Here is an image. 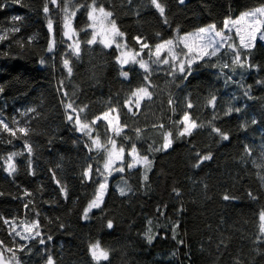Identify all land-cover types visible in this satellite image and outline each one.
Segmentation results:
<instances>
[{
  "label": "trees",
  "instance_id": "trees-1",
  "mask_svg": "<svg viewBox=\"0 0 264 264\" xmlns=\"http://www.w3.org/2000/svg\"><path fill=\"white\" fill-rule=\"evenodd\" d=\"M157 3L163 13L151 0H56L55 5L49 0H3L0 36L6 32L7 38L0 41V114L17 131L12 136L0 126V240L15 250L19 264H46L49 255L55 264H264V83H258L264 82V42L257 39L251 50L249 63L255 66L251 69L221 71L225 62L231 64V54L221 49L216 57L194 63L187 79L171 75V64H153L149 56L161 41L207 24L219 30L226 18L264 5V0ZM93 4L111 13L126 48L141 51L136 37L148 44L142 52L150 60L147 81L138 64H120L115 45L87 43L92 38L87 25ZM65 8L75 13L79 55L72 54L62 34ZM16 16L21 19L13 20ZM14 27L19 32L13 33ZM65 59L70 75L62 63ZM122 72L128 73L127 78ZM60 81L66 97L57 91ZM142 87L151 99L140 100L137 108L130 100ZM126 101L132 105L131 113ZM69 102L78 110L87 105L80 119L90 125L114 108L123 129L117 136L103 120L91 129L102 145L114 139L117 147L124 148L126 159L123 173L108 176L103 202L88 212L87 220L82 218L84 210L94 199L98 182H103L97 170L103 172L104 154L90 152L88 138L66 119ZM185 112L198 127L190 136L180 137ZM21 127L28 129L27 136L18 131ZM212 128H219L228 139L222 140ZM168 132L171 147L154 151ZM25 140L32 147L30 168ZM133 145L137 154L151 161L147 181L142 164L128 167ZM13 152L23 154L12 158L16 171L9 175L5 169ZM198 153H210L212 158L194 167ZM89 165L93 179L83 180ZM120 187L131 191L121 196ZM25 190L31 195L25 196ZM5 219L16 222V231L24 228L21 222L39 219L41 235L52 240L45 245L37 242L39 238L13 241ZM109 220L111 229L106 227ZM149 229L154 236L151 243L144 239ZM96 242L108 252V260L91 257L90 245ZM21 245L27 248L20 251ZM0 251L13 261L12 253Z\"/></svg>",
  "mask_w": 264,
  "mask_h": 264
},
{
  "label": "snow or ice",
  "instance_id": "snow-or-ice-1",
  "mask_svg": "<svg viewBox=\"0 0 264 264\" xmlns=\"http://www.w3.org/2000/svg\"><path fill=\"white\" fill-rule=\"evenodd\" d=\"M50 3L56 4V0H49ZM181 3H183V0H180ZM151 3L155 5L157 9H159L160 13L164 12V9L160 6L159 3H157V0H151ZM3 0H0V6H2ZM92 11L89 12V18L93 19V13L96 11L95 5L93 4L91 6ZM64 11V35L69 36V32L67 29L70 28V17L74 16L75 13H69L67 8L63 9ZM43 12L47 14L49 12V8L47 5L43 8ZM99 12L103 14L104 18L107 19L108 17L111 16V13L105 12L103 7L99 9ZM20 16L13 17V20H20ZM166 22V21H165ZM112 23V28L109 30V36L110 39H101L100 43H102L105 47H112V43L115 41V37L117 36H123V33H120L118 29L115 28V23L114 21ZM48 29H52V22L49 19ZM225 30H227L228 34H225ZM13 33L19 32L18 27H14L11 29ZM235 33V37L238 39V43L233 40L232 33ZM259 37V39L264 42V7H258L254 10L251 11H246L242 14L239 15V17L235 20H231L230 18H226L223 21V28L221 30L216 29L215 24L208 25L207 27H201L198 29V31L194 33H188L182 38L183 42V55L182 58L180 55L175 54L174 52V45L172 40H166L163 41L162 43L156 44L155 45V51L153 52L151 49L149 50V56L152 58V63L156 65L164 64V65H169V59L165 57L163 60H161V53L163 50L167 48L168 55L172 57V63L170 65V74L175 76L176 73L181 74L182 79H187L189 75H191V66L194 63H197L198 61H205L206 59H211L212 57H216L217 53L221 51V49L225 50V54L230 53V59H231V64L228 62H225L221 68V71L223 69H230L231 71H235L236 68L240 69H251L255 66L251 65L249 63V58L251 56V50L255 47L256 45V40ZM7 38V33L3 36H0V41L4 40ZM71 39V37H69ZM34 39L28 38V42L31 43V40ZM136 42L140 45L141 52L145 48H148V44L146 43H141L140 42V37L135 38ZM19 43V41H18ZM89 45L97 43V36L94 33L92 35V38L87 41ZM21 46H23L21 44ZM68 47L72 49V54L73 55H79V45L78 44H69ZM117 47H120V45H117ZM54 49V39L50 40L48 44V52L51 53ZM244 53V58H241V53ZM137 55H130L126 54L124 52H121L120 56L117 57L121 65L129 64L130 62L133 64H138L140 69H143L145 72L144 79L145 81L148 80V75H150V68L148 63H146L143 59L137 60ZM39 63L41 65L45 64L44 59H40ZM63 66L67 69L68 74H71V68L69 67V61L67 59L62 61ZM122 76L127 78L128 73L127 72H122ZM228 80H231V77H227ZM258 83H264V82H259ZM63 81H60V86L57 88V91L60 92L63 96H67V93L63 91L62 88ZM3 89L0 88V92H2ZM134 97H136L135 101V106L138 108L140 100L144 99L147 97L149 100L151 99V93L147 91V88H139L135 92L132 93ZM247 95V92L245 93ZM213 101L215 97L212 98ZM63 102V101H62ZM172 101L171 99L169 100V104L171 105ZM125 106L128 108V111L131 113L132 111V105L129 102H125ZM186 107L188 109H191L193 107L192 103L190 101L186 102ZM66 110H70L66 114V119L71 122L72 124L75 125L76 131L82 133L86 138H88L90 144L92 147H89V151L91 152L93 149L100 150L101 148H104L106 152V161L104 163V171L101 172L99 169L97 170V175L103 178V182H98V189L95 193L94 199L88 204L87 208L84 210L83 213V219L87 220L88 217V212L92 210L93 208H99L101 203L103 202V194L107 191V177L112 174V172H120L123 173L124 167H123V158H124V148L120 147L118 150L116 148V141L114 139H109L108 145L104 146L101 145L98 138H93L92 137V127L95 126L96 122L99 120L106 121L108 126H112V121L109 118V114L111 112H115L116 109L114 108H109L107 112H104L102 116H97L92 122L91 125L88 123H82L80 119V114L84 112V110L87 108V105L84 106V108H79V110L75 107H73V102H69L65 104ZM29 111H34L32 109H29ZM232 109H228V112L230 113ZM235 111L239 113L241 111L240 108H236ZM22 115H27V112L23 113ZM190 121V116L188 112H185L182 120L180 123L183 125L182 130L178 132V136L184 137V136H190L193 132L194 129H196L198 126L195 121ZM14 124L18 123L16 121H13ZM252 123L255 124L256 121L252 120ZM0 126H2V129L8 133H10L12 136L16 135V129L9 128V125L5 123V118L0 114ZM155 127V126H154ZM163 127V126H161ZM18 131L23 134V136L28 135V129L21 127L18 128ZM112 131L115 135H120V133L123 131L122 128L120 127H115L112 128ZM212 131L215 133L220 134V138L222 140H227L228 136L227 134L221 133L219 128H212ZM137 135L139 136L140 130H136ZM171 133H165L164 134V143L160 145L159 148L154 149V151H165L172 145V139H171ZM127 139V138H125ZM25 146H26V151L29 153V160H28V166L29 168L31 167V153H32V147L31 145L27 144V141L25 140ZM245 152L247 154H250V150L245 148ZM23 153H18V152H13L11 153L7 160H8V165L5 171L9 174L12 175L16 171V166L12 161V158L15 156L22 155ZM129 155L133 158V162L128 165L129 169L137 166L138 164H142L144 166V177L143 180L147 181V172L151 170V161H149L147 156H144L142 158L137 159L136 158V148L135 145L132 146L131 152ZM211 154L209 153L208 155H200L199 153L197 154V159L198 163L194 165V167H198L199 163H202L203 161L210 160ZM117 161L120 162V166L116 167ZM30 174L34 175L35 173L30 172ZM54 175V174H53ZM82 179L83 180H91L93 179L92 177V168L91 165L88 166V168L84 171L82 174ZM57 184H59V181H56ZM61 191L64 193L65 198L67 196L66 189L64 187H61ZM119 194L121 196H124L127 194L128 191H131L130 188L126 190L125 187H120L118 189ZM175 191V190H174ZM25 196H30L31 194L25 190ZM178 194V193H177ZM225 200L230 199L229 196L225 195L224 196ZM30 203V201H29ZM25 208L28 207V204L26 203L24 205ZM158 211H160L158 209ZM162 214V213H161ZM38 216V214H37ZM261 219L264 220V214H262ZM3 223L5 225L9 226V235L12 237L13 241H15L16 237H20L24 241H29V240H37V242L40 245H45L46 241L50 242L52 240V237L49 235L46 237V239L41 235V232L39 231V219H36L32 221L30 224L21 222L24 225L23 231L24 235H21V232L16 231V222L15 221H9V220H3ZM62 228L63 225H60ZM106 227L108 229H111L113 227L112 222L109 220L106 224ZM178 227V225L173 226ZM144 239L147 240L148 243H151L152 240L154 239V236L151 234V230L149 229L147 232L144 233ZM181 244H183V241H180ZM25 248H27V245H21L19 250L24 251ZM0 249H4L9 253H12V260L14 264H19V260L15 256V250L11 247H7L4 244V241L0 240ZM30 251V248L28 249ZM90 252H91V257L96 260L100 261L101 259L103 260H108V252L100 249L99 242L93 243L90 245ZM0 264H5L3 260V252L0 251ZM46 264H55L54 260L52 257L49 255L46 260Z\"/></svg>",
  "mask_w": 264,
  "mask_h": 264
},
{
  "label": "rangeland",
  "instance_id": "rangeland-1",
  "mask_svg": "<svg viewBox=\"0 0 264 264\" xmlns=\"http://www.w3.org/2000/svg\"><path fill=\"white\" fill-rule=\"evenodd\" d=\"M92 6V5H91ZM91 6L89 7V12L92 11V8ZM258 7H264V5H260V6H257V7H254V8H251V9H248V10H245L243 12H241L240 14L246 12V11H251V10H254ZM96 11L93 13V19H90L89 18V13H88V25L87 27L89 28L91 34L93 35L94 33L96 34L97 36V41L100 42L101 39H110V36H109V30L112 28V21L110 19V17H108L107 19L104 18L103 14L99 12V7H95ZM64 12V11H63ZM69 13H72L71 11H68ZM106 12V11H105ZM238 14L237 16L235 17H229L231 20H235L239 17ZM61 25H62V29H63V37H65L67 40H68V44H77V33L75 32L74 28H73V16L70 17V28L67 29V31L69 32V36H65L64 35V31H65V28H64V15L62 16V19H61ZM208 25L210 24H207L205 26H202V27H207ZM116 28V27H115ZM201 28V27H200ZM223 28V26H222ZM221 28V29H222ZM117 29V28H116ZM199 28L197 29H194L192 31H189L187 33H184V34H181V35H177L175 36L173 39H167V40H172L173 41V45H174V52L175 54L177 55H180L181 58H182V55H183V42H182V38L187 35L188 33H194L196 31H198ZM219 29V30H221ZM52 32V29L50 30ZM225 34L227 35L228 32L227 30H225ZM232 36L235 37V33L233 31L232 33ZM71 37V39L69 38ZM236 38V37H235ZM259 39V37L257 38ZM236 40L238 41V39L236 38ZM166 41V40H164ZM163 41L159 42V43H162ZM158 43V44H159ZM112 45H115L117 47V45H120V47H117L118 48V57L120 56L121 52H124L126 54H130V55H136V54H139L137 55V60H140V59H143L146 63H148L149 67H150V60L148 58H144L143 57V53L140 51V50H131V49H128L124 46V43H123V37L122 36H117L115 37V41L112 43ZM155 51V48L153 50V52ZM165 57H167L169 59V62L170 64L172 63V57L168 55V52H167V48L165 50L162 51L161 53V60H163ZM136 97H134L132 95L131 97V100H130V103L132 104H135V101H136ZM70 111V110H67V112ZM107 112V111H105ZM104 113V112H103ZM102 113V114H103ZM102 116V115H101ZM109 118L111 119L112 121V126L109 127L110 131H112V128H115V127H120V124H119V121H118V116H117V112H111L109 114ZM106 122V121H105ZM191 121H189L190 123ZM107 123V122H106ZM113 132V131H112ZM93 138H96V137H93ZM100 142V141H99ZM101 144V143H100ZM102 145V144H101ZM108 145V141L104 144V146H107ZM117 150L119 149V147H117ZM101 151H103V154H104V163L106 161V152L104 150V148H101L100 149ZM131 152V150L128 151V154H127V157L129 159V164L133 162V158L129 155V153ZM124 155V158H123V162L125 161L126 157H125V153L123 154ZM144 156H141L139 154L136 153V158L139 159V158H142ZM104 163H103V166H104ZM139 165V164H138ZM102 166V171H104V168ZM120 166V162L117 161L116 163V167H119ZM114 173V172H112ZM108 178V177H107ZM108 181V179H107ZM24 227V226H22ZM19 232H24L23 229L22 231L20 230V228L18 229ZM101 249V248H100ZM3 260L6 264H14L13 261H11L10 258L8 259H5L3 257Z\"/></svg>",
  "mask_w": 264,
  "mask_h": 264
},
{
  "label": "water",
  "instance_id": "water-1",
  "mask_svg": "<svg viewBox=\"0 0 264 264\" xmlns=\"http://www.w3.org/2000/svg\"><path fill=\"white\" fill-rule=\"evenodd\" d=\"M6 264V263H5Z\"/></svg>",
  "mask_w": 264,
  "mask_h": 264
}]
</instances>
